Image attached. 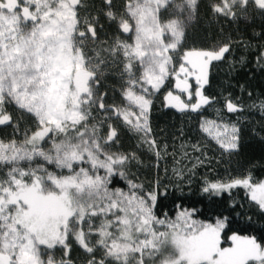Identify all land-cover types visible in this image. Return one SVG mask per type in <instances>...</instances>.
<instances>
[{
  "label": "snow or ice",
  "instance_id": "obj_1",
  "mask_svg": "<svg viewBox=\"0 0 264 264\" xmlns=\"http://www.w3.org/2000/svg\"><path fill=\"white\" fill-rule=\"evenodd\" d=\"M245 68L264 0H0V264H195L212 230L264 264Z\"/></svg>",
  "mask_w": 264,
  "mask_h": 264
},
{
  "label": "rangeland",
  "instance_id": "obj_2",
  "mask_svg": "<svg viewBox=\"0 0 264 264\" xmlns=\"http://www.w3.org/2000/svg\"><path fill=\"white\" fill-rule=\"evenodd\" d=\"M254 250L245 237H234L231 243H225L223 236L212 230L192 241L189 255L195 264H245Z\"/></svg>",
  "mask_w": 264,
  "mask_h": 264
},
{
  "label": "trees",
  "instance_id": "obj_3",
  "mask_svg": "<svg viewBox=\"0 0 264 264\" xmlns=\"http://www.w3.org/2000/svg\"><path fill=\"white\" fill-rule=\"evenodd\" d=\"M241 53H237V55H239ZM253 67H255V65H253ZM240 65H237V70H239ZM227 71L226 68H221L218 70V75H220L221 77H223L224 72ZM244 72L248 73V79H250L252 81L253 84H258L261 82H264V75H262L259 71V69H257V71L255 73H252L248 68L244 69ZM233 75H235V73H233ZM223 241L225 243H231V241L227 240L226 238L223 237Z\"/></svg>",
  "mask_w": 264,
  "mask_h": 264
}]
</instances>
